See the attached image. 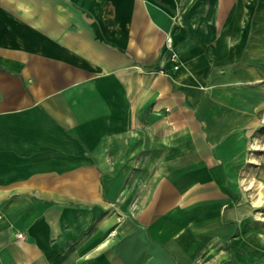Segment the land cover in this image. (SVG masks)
Here are the masks:
<instances>
[{
    "label": "crops",
    "instance_id": "crops-1",
    "mask_svg": "<svg viewBox=\"0 0 264 264\" xmlns=\"http://www.w3.org/2000/svg\"><path fill=\"white\" fill-rule=\"evenodd\" d=\"M263 117L264 0H0V264H264Z\"/></svg>",
    "mask_w": 264,
    "mask_h": 264
},
{
    "label": "rangeland",
    "instance_id": "rangeland-1",
    "mask_svg": "<svg viewBox=\"0 0 264 264\" xmlns=\"http://www.w3.org/2000/svg\"><path fill=\"white\" fill-rule=\"evenodd\" d=\"M260 122L264 123V117ZM250 183L251 196H253V199H257L251 203V205H254L255 207V211L253 213L257 216V221H260L264 227V191H259L260 189L262 190L264 188V182L261 183L259 180H256L254 177H252Z\"/></svg>",
    "mask_w": 264,
    "mask_h": 264
},
{
    "label": "built area",
    "instance_id": "built-area-1",
    "mask_svg": "<svg viewBox=\"0 0 264 264\" xmlns=\"http://www.w3.org/2000/svg\"><path fill=\"white\" fill-rule=\"evenodd\" d=\"M18 236H21L22 234L21 233H17Z\"/></svg>",
    "mask_w": 264,
    "mask_h": 264
}]
</instances>
